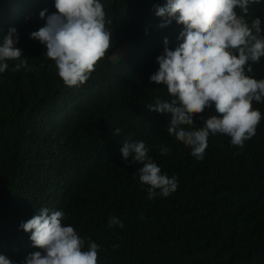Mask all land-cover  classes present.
Here are the masks:
<instances>
[{
    "label": "trees",
    "instance_id": "16d2710c",
    "mask_svg": "<svg viewBox=\"0 0 264 264\" xmlns=\"http://www.w3.org/2000/svg\"><path fill=\"white\" fill-rule=\"evenodd\" d=\"M100 2L112 21L111 47L83 85L69 88L30 38L46 22L40 12H56L55 0H0V44L15 28L31 68L13 71L17 61H7L0 73V255L25 264L39 250L20 225L47 207L64 212L85 250L88 241L100 245L98 264H264V102H253L262 119L243 147L210 134L197 160L168 135L170 114L146 106L174 99L149 77L164 39L174 50L182 26L160 27L154 5L165 0ZM257 17L264 36V0L245 19ZM252 67L247 74L264 79V57ZM215 114L206 109L193 127ZM125 141L144 142L162 174L177 177V190L149 200L141 165L122 157ZM112 216L124 227H109Z\"/></svg>",
    "mask_w": 264,
    "mask_h": 264
},
{
    "label": "clouds",
    "instance_id": "9594fccd",
    "mask_svg": "<svg viewBox=\"0 0 264 264\" xmlns=\"http://www.w3.org/2000/svg\"><path fill=\"white\" fill-rule=\"evenodd\" d=\"M260 0H165L163 6L154 5L157 17L163 19L160 27L174 20L182 26L178 46L171 50L164 39V52L156 57L158 70L149 77L150 82L163 85L174 99L171 103L156 97L146 106L151 111L170 114L167 133L191 149V156L202 160L211 135L224 134L231 144L243 147L256 133L262 115L253 108V102H264V79H255L253 64L264 57V36L261 20L249 23L245 19L251 5ZM56 12L45 16L40 12L44 26L30 34L46 49V56L54 61L57 74L66 87L83 85L95 70L98 61L111 47L112 34L106 27L104 5L100 0H55ZM237 9L240 10L239 14ZM16 29L11 28L0 44V73L17 61L13 71L27 68V58L21 59L22 50ZM31 71V68H27ZM206 109L215 115L195 128L194 117ZM121 129H115L118 135ZM121 154L125 161L132 158L138 168L139 182L147 185L148 199L168 197L178 188L176 176L162 174L161 168L148 155L142 141L123 142ZM168 155V147L160 148ZM65 214L47 207L20 227L30 233L34 248L25 264H98L100 245L81 238L73 226L63 224ZM144 217L141 216V219ZM109 227L124 225L116 216L108 221ZM118 247V245H116ZM0 264L13 262L0 255Z\"/></svg>",
    "mask_w": 264,
    "mask_h": 264
}]
</instances>
